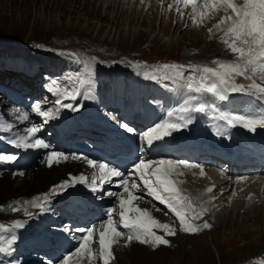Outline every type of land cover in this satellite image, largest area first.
I'll use <instances>...</instances> for the list:
<instances>
[{
  "label": "bare ground",
  "instance_id": "6f19581e",
  "mask_svg": "<svg viewBox=\"0 0 264 264\" xmlns=\"http://www.w3.org/2000/svg\"><path fill=\"white\" fill-rule=\"evenodd\" d=\"M95 1L97 2V0ZM140 1L142 0H137L136 5L140 4L139 10L144 12L147 2L143 1L141 3ZM150 1L153 5H156L157 10L164 3L163 0ZM166 1V3L172 5L171 16L176 18L178 5L175 0ZM134 2L135 0H127L126 6L132 5L131 7L133 8ZM237 2L241 3L239 0ZM168 8L165 7L164 9L167 10ZM185 11H191V7H187ZM96 13L93 12L94 15ZM222 16L213 19L214 21L213 23L211 22L210 28H213V25L218 23ZM125 26H128V24ZM125 35L126 32L124 30L122 37H125ZM212 35L214 39H219L221 33L216 32L213 28ZM17 53L12 52V56H16ZM82 55L87 58L90 57V55L81 53L78 57L82 60H84ZM56 58H58L60 64H58V60H52L55 65H50V60L47 67L52 66L50 70H53L55 67L58 69L62 65V72H64V69H66L64 64L67 62H65L62 56H56ZM92 60L94 61V59ZM193 60L203 63L205 58L204 55L199 53ZM84 62L91 79L88 81V84L81 87V91L75 102L76 108L79 110L73 111L70 109V114L62 111L54 119L52 127L41 117L47 128L55 135L54 137L51 133L43 135L41 131L36 133L35 138L41 139L49 145L47 149H16L10 144V140L25 136L28 128L36 127L30 118L32 113L38 117L40 116L32 111V106L35 104L33 102L29 103L26 108L23 105L18 106L16 103L12 105L5 103L6 98H9V95L12 93L18 97H22L19 94L26 96L24 97V104H26V99L32 98L27 95L25 90L19 87L20 85L16 81L17 79L22 80V84H29L35 89L36 83L32 77L36 76L40 66L44 68L43 61L25 56L22 69L14 79L15 81H11L14 84V88L0 87V123L11 124L13 126L10 130L0 128V153L15 154L18 157L12 163H0V202L5 200V206L13 205L12 208L18 206L28 208V206H32L31 202L34 198L48 192L53 185L68 180L70 177H80L83 175L88 178V183L77 184L66 193L52 196L49 210L46 212H40L38 208L32 206L30 209H27L28 212L33 214L29 217L25 212L20 213L16 210L20 216L14 214L16 215L15 221H24V226L15 229L12 233V236L15 235L16 239L12 243L10 250L0 255V264H61L62 257L68 254V252L74 251L78 245V238L83 234L80 230L89 227L98 228L99 225L106 222V213L109 208L116 206L118 209L117 197H110L107 193H120L123 191L122 188L118 187L120 178H113L112 183L100 185L93 191L91 179L94 174H98L97 169L90 167L83 160H69L59 164L54 163L51 167L48 166L45 160L46 155L50 151H57L66 155L77 154L84 156L82 153L70 148V144L78 142L70 138L73 130L78 127L84 128L86 130L84 132L92 139L97 133L102 134V140L107 141V148L110 150L122 149V146L116 142L115 144L111 143L112 140L110 138L124 136L128 142H131L130 139H138L139 143L144 146L143 151L147 152L145 157L153 159L152 161H159L161 159L186 161L190 164L203 166V170L208 168V170L212 169L215 171V173L204 171L209 177V186L203 184H194V186H190L189 188L185 186L186 179L190 177L194 181L193 176L198 170H201L200 168L184 169L181 166L179 171L183 172V175L174 176V179L183 182L179 184L183 194L186 190L190 191L191 193H187L186 195L191 199L193 205L197 207L204 204L201 208L199 207V210L207 209L204 215L211 219L214 218V208L210 207V202H212L213 206L217 204L216 207H218L220 205L218 202L224 201L219 198L216 199L215 196L219 194L227 195V200L225 199L227 204L231 198V194L235 192L234 188H232L231 193L229 187L227 189L224 187L219 189L221 185L226 186L229 184L232 187V182L236 180L234 187L239 189L241 184L250 181H245L246 179L254 178L253 170L255 168L259 170V175L263 174L264 176V127L257 126L255 131H250L239 125L235 127L229 126L221 118L224 114L247 115L259 112L261 108H264V98H261L260 94L255 92V90L249 89L244 92L227 93V98L221 100L210 93L190 92L187 89V83L192 82L195 86L202 75V73L192 70L185 71L184 75L186 77L183 83L178 82L179 84L175 86H168L164 85L163 82L159 83V80L143 77L142 74L144 72L147 74L149 71L146 65H142L139 70L131 69L127 72L114 70L109 74L102 70L103 62L101 60L94 61L95 67L94 65L89 66L85 60ZM34 64L37 67L36 69H32L31 65ZM70 65L72 70L77 67L76 62H71ZM204 65L210 67L209 64H201L198 67H203ZM90 68H94V74H92ZM62 72H55V74L59 75ZM44 73L41 74V77L45 75ZM153 73L157 74L156 72ZM6 75L11 77V74ZM101 75L104 76V80H102L104 85L99 87L96 79ZM37 77H39V73H37ZM257 77L263 79V84L261 83L260 85L264 86V77L259 75ZM240 81L246 88L252 82V80L245 79L244 77ZM255 82L258 83V81ZM42 86L46 87L47 91L50 89L47 83H43ZM42 86L40 85V87ZM153 90L164 94L165 101L163 103L157 104L154 100H148V93L150 94ZM124 94H129L133 100L124 101L122 97ZM201 104L204 105L203 112L193 110L185 113L180 111L182 108H194ZM169 112L173 113L171 117L168 115ZM113 113L116 114L117 118L114 117ZM23 114L28 115L27 120L18 119ZM181 116H190L191 123L172 132L171 135L164 137L162 140L156 141L152 146L146 144L142 137L145 131L165 120L181 122L178 120V117ZM121 122L132 127L134 131L128 133L119 126ZM59 129L64 131L68 137L61 136L62 132L58 131ZM55 131H58V133H55ZM58 141H63V147L59 146ZM124 148H127V145ZM23 155H26L25 159L22 158ZM215 163H218V165H214ZM37 164L38 166L33 169L32 167ZM223 180L225 182H222ZM259 181V190L264 193V180ZM194 183L200 182L194 181ZM208 188H212V191L216 193L211 195L212 191L208 192ZM257 194L258 196L260 195L259 193ZM137 195L143 197L142 200L138 201L139 205L149 208L156 218L163 222L171 223L174 221L175 218L164 205H161L157 201L161 208L167 209L166 212L159 210L158 208L160 207L154 205L149 198L145 197L147 195L146 191H139ZM251 197L246 196L245 201L240 199L242 202H245L243 204L248 209L253 206L252 203L254 205L258 202L261 203L262 198H264V196L258 197L259 201L257 198L253 200V196ZM234 198H236V195ZM207 204L209 205L205 206ZM227 206L229 207L230 205ZM115 215L117 216L115 219L118 221V210ZM176 223L178 225V221ZM178 232L179 229H177ZM181 238L187 240L189 237ZM185 240L182 242V246L187 244ZM169 247L171 248V246ZM176 248L180 247L175 246L173 251ZM156 252L150 251L146 245H141L138 242H133L127 248L122 246L115 248L116 260L124 264H130L129 254L145 262L150 259L153 260L152 255Z\"/></svg>",
  "mask_w": 264,
  "mask_h": 264
},
{
  "label": "rangeland",
  "instance_id": "374dc122",
  "mask_svg": "<svg viewBox=\"0 0 264 264\" xmlns=\"http://www.w3.org/2000/svg\"><path fill=\"white\" fill-rule=\"evenodd\" d=\"M136 1L132 8V5L126 6L127 0H97V2L95 0H0V69L4 65L11 69L14 68V65L18 67L13 60H4V58H15L12 56V52H19L18 54L22 56L25 55L29 58L43 61L44 68L40 66L37 71L39 73V77H37L39 86H36L33 93L39 98L37 100L34 99L35 102L39 103L44 110H50L53 113L52 118L47 120V124L50 127H52L55 116L60 114L61 109H71L57 105L53 94L55 93L56 99L59 97L63 104L73 105L79 96L81 87L88 84L91 79L84 60L89 66L94 65V67V61L101 60L103 62V68H101L105 72H110L113 69L120 71L139 70L142 65H146L149 68L147 73L152 75L155 72L154 70L158 68L156 62L160 63L163 60L177 61L179 59L180 64L188 68L189 66L198 67L201 64L217 67L215 64L211 65L214 60L235 61L237 59L221 42L220 37L219 39H214V36L210 37L208 33L211 22L213 23L214 21L213 19L219 18V16L223 15V12L217 13L215 17L212 16L205 19L200 26H194L189 15L191 11L186 12V8L182 4L180 8L184 12L183 18L179 13L176 14V18H173L171 16L172 9H164L169 6L166 0H163L165 4L160 5L159 10L156 9V5H153L150 0L140 1L141 3L143 1L147 2L144 12L139 10L141 5H136ZM239 1L242 3V0ZM101 4L105 5L102 6ZM93 12L97 13L94 15ZM161 18L162 20H160ZM127 24L128 26H125ZM124 30L126 35L122 37ZM36 45H41L42 47L37 48L35 47ZM60 53H62V58L67 62L65 64L70 65L71 62L77 61V67L72 70L70 65L66 67L67 70L64 69V72H62L63 68L61 65L58 69L55 67V69L50 70L52 66L47 67L49 65L48 61L51 60L49 62L50 65H55L52 60H58L55 54L58 56ZM81 53L90 55V57L87 58L82 55L84 59L82 60L78 57ZM199 53L204 55L205 60L203 63L193 60ZM58 64H60L59 60ZM31 66L32 69L37 68L35 64ZM90 71L94 74V68H90ZM55 72L62 73L59 75L53 74ZM42 73L45 74L43 77H41ZM145 75L146 73L144 72L142 76L145 77ZM16 76L13 73V77ZM0 77L9 78L6 74L0 75ZM185 77L184 75V79ZM43 78L45 80L42 81ZM241 78L237 77L236 83L241 84ZM184 79L159 80V83L163 82V84L168 83L167 85L175 86L179 84L178 82L183 83ZM102 80H104L103 75L96 79L99 87L104 85ZM254 80L258 81L259 84L263 81L257 76L254 77ZM41 81L42 84L47 83L50 89L58 88L59 91L47 92V90L41 89ZM19 82H22V80L17 79L16 83L18 85H20ZM0 87L8 86L0 85ZM65 90L76 93V98H64ZM122 97L124 101L133 100L129 94H124ZM147 98L148 100H154L157 104L165 101L164 94L155 90L151 91L150 94L148 93ZM5 103L12 105L14 101L6 99ZM74 107H76V103ZM113 115L117 118L116 114L113 113ZM31 120L43 135L51 133L53 137L55 136L47 128L41 117L32 113ZM78 128L73 130L72 138L75 139L78 135H81L82 138L87 139L85 133L81 130L78 131ZM59 131L62 132L61 130ZM55 133H58V131H55ZM62 133L66 135L64 132ZM140 146L143 147L141 144ZM143 158L147 159V157ZM152 160L148 158V161ZM36 166L38 164L32 168L34 169ZM207 170L208 168L204 171L215 173L212 169ZM253 172L254 178L246 179L245 181H250L241 184L240 187L238 186L239 189L234 187L236 180L232 182V187L227 183L226 186L219 184L221 185L219 189L223 187L227 189L229 187L231 193L232 188H234L235 192L240 191L241 193L239 192L240 195L237 193L234 199L233 194H231L227 204L225 201V199L227 200V195L219 194L215 196L216 199L219 198L224 201H219L220 205L218 207H216L217 204L213 206L212 202H210V207L214 208V218L211 219L203 214L202 218L197 219L195 222L192 221L197 225L207 221L212 225L210 229H204L195 234H185L179 231L174 236L166 237L170 241L171 248L162 245L153 250L147 246L150 251H157L152 255L154 259L144 262L129 254L130 264H253V261L264 259V198H262L261 203L258 202L256 205L252 203L253 206L249 209L243 204L245 202H242L245 201L246 196H253V200L255 198L259 200V198L264 196L263 191L259 190V180H264V176L263 174L259 175V170L256 168ZM200 173L201 170H198L193 176L194 181L200 183H194L188 177L185 186L188 188L194 186V184L209 186L208 175H201ZM222 182L225 181L223 180ZM187 193L191 192L186 190L184 195ZM215 193V191H212L211 195ZM257 193L260 195L258 196ZM145 197L149 198L154 205L160 207L158 208L159 210L167 211V209L161 208L152 197L148 195ZM227 205L230 206L228 207ZM7 206H5V200L0 202V224L6 227L12 226L16 217L14 214L20 216L17 211L22 213L25 212V209L32 207L18 206L12 208L13 205ZM202 206L204 204L195 206V208L199 210V207L201 208ZM16 208L18 209L17 211L14 210ZM115 217L117 216L115 215ZM12 233H0V237H3V239H0V247L8 248L7 241L11 240ZM181 237L189 238L185 240ZM173 240L175 241L173 242ZM184 240L187 244L182 246ZM175 246L180 248H176L173 251ZM4 253L0 252V255ZM115 264L124 263L116 260Z\"/></svg>",
  "mask_w": 264,
  "mask_h": 264
},
{
  "label": "snow or ice",
  "instance_id": "6c2138e0",
  "mask_svg": "<svg viewBox=\"0 0 264 264\" xmlns=\"http://www.w3.org/2000/svg\"><path fill=\"white\" fill-rule=\"evenodd\" d=\"M178 5L177 11L183 16V11L179 5L184 8L191 7L190 19L194 26H200L205 19L223 12L218 23L213 25L216 32L221 33L220 40L229 49L237 59L235 61L214 60L212 63L217 67H193L188 68L181 64H162L154 71L158 74L145 75L146 79L152 80H182L185 71L192 70L202 73L199 82L194 86L192 82L187 83V89L190 92L210 93L215 97L223 100L226 99L227 93L244 92L252 89L258 92L261 98H264V86L256 83L254 77L257 75L264 77V0H175ZM171 9L172 5L168 6ZM213 28L208 31L210 37L213 34ZM35 47L41 48V45ZM236 77H244L253 80V83L245 85L236 83ZM83 83V81H81ZM50 91H59V89H49ZM64 98L75 99L76 93L65 90ZM57 105L71 108L73 111L79 109L71 104H63L58 97ZM203 112L204 105L201 104L194 108H182L181 112ZM32 111L44 118L46 122L52 118L53 113L50 110H44L39 103L32 106ZM169 117L173 115L168 113ZM227 122V125L235 127L237 125L255 131L256 127H264V108L259 112L247 115H228L221 116ZM18 119L27 120L28 115L23 114ZM181 122H171L165 120L156 124L142 134V137L148 146H152L156 141L162 140L179 130L181 127L191 123L190 116L178 117ZM119 126L128 133L134 129L126 123H120ZM11 124L0 123V128L10 130ZM39 129L35 126L26 130V135L10 140V144L16 149H47L43 140L35 138ZM31 141V142H30ZM15 154L0 153V163H12L17 160ZM49 167L54 163L59 164L69 160H83L87 165L98 170L91 179L92 190L95 191L98 186L112 183L113 178H120L118 187L122 192L107 193L110 197H117L118 209L116 206L107 210L106 222L99 227H89L80 230L83 234L78 238V245L74 251L62 257L61 264H115L117 259L115 248L129 247L133 242L149 246L156 249L160 246H170V241L166 238L177 234V229L184 233L195 234L210 229L212 225L207 221L202 224H194L192 221L202 218L207 209L197 210L191 199L183 194L179 187L182 181L174 179L176 175H183L179 171L181 166L184 169L200 168L201 175H204L203 166L190 164L186 161H173L161 159L159 161H145L140 159L135 163L130 174L127 176L122 171L106 163H99L82 155H66L57 151H50L45 157ZM155 165V166H154ZM22 174V173H21ZM245 179V178H241ZM88 183L85 176L70 177L68 180L53 185L52 188L39 197L33 199L32 206L46 212L51 204V197L66 193L70 188L77 184ZM139 191H146L147 195L153 200L164 205L168 212L175 218L171 223L163 222L156 218L149 208L141 207L138 201L143 197L137 195ZM208 192L212 188L207 189ZM236 193L233 192V196ZM18 210V209H14ZM118 210V221L115 214ZM158 210V209H157ZM25 214L31 217L33 214L25 209ZM167 215V213H165ZM178 221V225L176 223ZM24 226V221H14L11 227L0 224V233L14 232L15 229ZM162 233V234H160ZM3 239V237H0ZM15 235L7 241L8 248L0 247V252L10 250L12 243L15 241ZM253 264H264V259L253 261Z\"/></svg>",
  "mask_w": 264,
  "mask_h": 264
},
{
  "label": "trees",
  "instance_id": "16d2710c",
  "mask_svg": "<svg viewBox=\"0 0 264 264\" xmlns=\"http://www.w3.org/2000/svg\"><path fill=\"white\" fill-rule=\"evenodd\" d=\"M158 63V62H157ZM165 63H168V64H172V63H175V64H180V61H179V59H177V61L175 60H171V61H165V60H163V61H161L159 64H165Z\"/></svg>",
  "mask_w": 264,
  "mask_h": 264
}]
</instances>
